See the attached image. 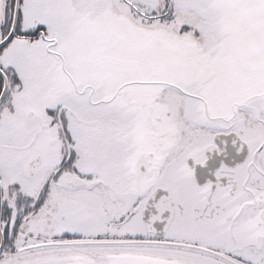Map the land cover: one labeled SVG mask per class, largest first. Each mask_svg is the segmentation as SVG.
Listing matches in <instances>:
<instances>
[{
  "label": "snow or ice",
  "instance_id": "1",
  "mask_svg": "<svg viewBox=\"0 0 264 264\" xmlns=\"http://www.w3.org/2000/svg\"><path fill=\"white\" fill-rule=\"evenodd\" d=\"M0 264H264V0H0Z\"/></svg>",
  "mask_w": 264,
  "mask_h": 264
}]
</instances>
